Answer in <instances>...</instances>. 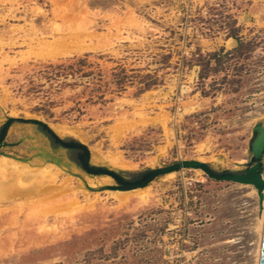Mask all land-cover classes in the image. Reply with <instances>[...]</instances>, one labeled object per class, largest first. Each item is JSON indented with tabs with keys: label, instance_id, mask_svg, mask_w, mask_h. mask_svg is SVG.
<instances>
[{
	"label": "rangeland",
	"instance_id": "1",
	"mask_svg": "<svg viewBox=\"0 0 264 264\" xmlns=\"http://www.w3.org/2000/svg\"><path fill=\"white\" fill-rule=\"evenodd\" d=\"M119 66L157 84L120 85ZM9 118L129 179L179 161L244 174L264 127V0H0V128ZM10 138L0 156L58 178L38 190L0 173V264H258L254 186L184 169L115 189L45 134Z\"/></svg>",
	"mask_w": 264,
	"mask_h": 264
},
{
	"label": "trees",
	"instance_id": "2",
	"mask_svg": "<svg viewBox=\"0 0 264 264\" xmlns=\"http://www.w3.org/2000/svg\"><path fill=\"white\" fill-rule=\"evenodd\" d=\"M84 63H86L85 60H79L78 65L80 67L84 66ZM118 73L115 75L117 78L116 81L120 85H123V82H131L138 81L139 83L143 84L145 90L151 88L152 86L157 84L158 79L151 75H142L140 69H132L130 72L133 74L129 75L128 70L123 68L122 66L118 67ZM122 87V86H121ZM14 122H20V123H27V124H34L39 127V129L52 140L54 147L63 148L69 151H75L78 153V161L81 168L88 173L89 175H97V176H108L117 182L118 186L115 189H123L127 187L129 184H139L145 181L151 174L150 171H146L143 173H140L137 175L136 178H128L127 176H124L123 173L116 172L113 170H110L105 167L100 166H93L89 163V149L86 145L83 143L76 141V140H67L62 139L59 137L46 123L39 121V120H27V119H16V118H9L7 122L1 126L0 128V145L4 144V139L7 135V132L9 130V127ZM256 161V160H255ZM226 172L225 174H227Z\"/></svg>",
	"mask_w": 264,
	"mask_h": 264
},
{
	"label": "water",
	"instance_id": "3",
	"mask_svg": "<svg viewBox=\"0 0 264 264\" xmlns=\"http://www.w3.org/2000/svg\"><path fill=\"white\" fill-rule=\"evenodd\" d=\"M262 122H259L255 127V131L258 133L256 139L253 142L252 152L256 164L248 169L244 174H233L227 173L223 175H218L209 164L201 161H179L174 164L163 167L162 169L154 170L151 172L149 177L139 184H129L127 187L122 190H133L138 188H143L149 185V183L154 180L166 177L167 175L173 174L174 172L184 170V169H194L201 170L207 174L210 178L218 181H231L242 185H251L254 186L258 192V195L263 200V190H264V179L261 172L264 171V166L262 163V155L264 153V127L261 125ZM123 172L131 173L130 170H122ZM88 174V173H87ZM91 176H97L95 174ZM260 264H264V231L262 238L261 246V259Z\"/></svg>",
	"mask_w": 264,
	"mask_h": 264
},
{
	"label": "bare ground",
	"instance_id": "4",
	"mask_svg": "<svg viewBox=\"0 0 264 264\" xmlns=\"http://www.w3.org/2000/svg\"><path fill=\"white\" fill-rule=\"evenodd\" d=\"M58 170L60 171L59 168H58ZM0 173H8V174L12 175L13 178L14 177H29L30 176V179L35 181V183L37 185L36 187L38 188V190H41L42 188H47V186H49L50 188H53V187H51V184H55L56 181H57V178H58V174H57V171L55 170L54 165L44 166V167L38 169L36 171V173L33 174L32 170L27 169V167L24 164H22V163H19L18 164L17 161H14V160H12L9 157H5L4 155L3 156H0ZM5 178H6V176H5ZM263 179H264V177H263ZM3 184L5 185V182H3ZM7 185H8V183H7ZM11 185H12V183L10 184V186ZM36 187H34V188H36ZM1 188L4 189L3 186H1ZM25 190L27 191V189H25ZM29 190H31L33 192L32 188L29 189ZM52 190H54V188ZM35 191H37V190H35ZM124 195L125 194H123V196ZM263 196H264V190H263ZM262 208H261L262 209V218H261V221L260 222H261V225H262L261 235H262V238H263V231H264V197H263V200H262ZM261 246H262V242H261L260 249H259V262H258V264H260V259H261Z\"/></svg>",
	"mask_w": 264,
	"mask_h": 264
},
{
	"label": "crops",
	"instance_id": "5",
	"mask_svg": "<svg viewBox=\"0 0 264 264\" xmlns=\"http://www.w3.org/2000/svg\"><path fill=\"white\" fill-rule=\"evenodd\" d=\"M8 120V119H7ZM7 120L2 124L4 125ZM12 129H16V130H21L22 133L24 134L25 132L29 131V130H33V131H38L40 134L44 135V133L39 129V127L37 125H34V124H27V123H20V122H14L10 127H9V130L7 132V135L4 139V144L6 142H8L9 140L8 139H11L10 138V131ZM46 136V135H45ZM22 135L17 137V139H21ZM6 145V144H5ZM60 149H63V148H60ZM65 150V149H64Z\"/></svg>",
	"mask_w": 264,
	"mask_h": 264
}]
</instances>
